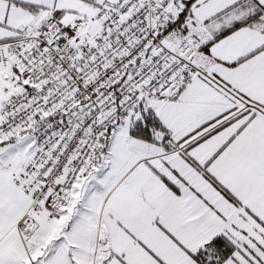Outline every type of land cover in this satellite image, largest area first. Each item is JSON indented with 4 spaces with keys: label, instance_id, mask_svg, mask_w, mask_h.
<instances>
[{
    "label": "snow or ice",
    "instance_id": "obj_1",
    "mask_svg": "<svg viewBox=\"0 0 264 264\" xmlns=\"http://www.w3.org/2000/svg\"><path fill=\"white\" fill-rule=\"evenodd\" d=\"M0 264H264V0H0Z\"/></svg>",
    "mask_w": 264,
    "mask_h": 264
}]
</instances>
